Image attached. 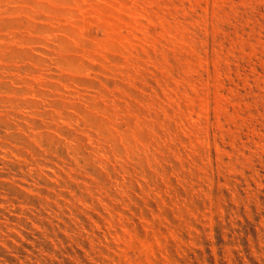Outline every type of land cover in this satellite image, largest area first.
Segmentation results:
<instances>
[{"label":"rangeland","instance_id":"1","mask_svg":"<svg viewBox=\"0 0 264 264\" xmlns=\"http://www.w3.org/2000/svg\"><path fill=\"white\" fill-rule=\"evenodd\" d=\"M0 264H264V0H0Z\"/></svg>","mask_w":264,"mask_h":264}]
</instances>
